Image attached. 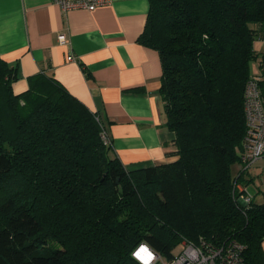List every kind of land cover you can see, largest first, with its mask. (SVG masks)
Returning <instances> with one entry per match:
<instances>
[{
    "label": "trees",
    "instance_id": "trees-1",
    "mask_svg": "<svg viewBox=\"0 0 264 264\" xmlns=\"http://www.w3.org/2000/svg\"><path fill=\"white\" fill-rule=\"evenodd\" d=\"M138 41L161 61L159 94L176 161L126 170L106 126L38 73L14 94L0 58V264H139L141 241L166 260L183 242L244 245L264 264V200L239 201L244 91L259 58L264 0H148ZM105 132L107 141L102 139Z\"/></svg>",
    "mask_w": 264,
    "mask_h": 264
},
{
    "label": "crops",
    "instance_id": "crops-1",
    "mask_svg": "<svg viewBox=\"0 0 264 264\" xmlns=\"http://www.w3.org/2000/svg\"><path fill=\"white\" fill-rule=\"evenodd\" d=\"M148 11V0H110L93 12L67 13L53 0H0V58L17 68L14 94L25 92L38 73L56 80L97 113L112 155L129 171L177 159L168 155L175 134L166 126L159 94L160 57L138 41ZM253 49L264 53V35ZM258 63L250 65L251 76L259 75ZM261 162L250 170L261 169ZM241 168L234 165L233 173Z\"/></svg>",
    "mask_w": 264,
    "mask_h": 264
},
{
    "label": "built area",
    "instance_id": "built-area-1",
    "mask_svg": "<svg viewBox=\"0 0 264 264\" xmlns=\"http://www.w3.org/2000/svg\"><path fill=\"white\" fill-rule=\"evenodd\" d=\"M62 12L88 11L93 12L99 7L110 4V0H53ZM61 43L66 42L63 36L59 37ZM258 76H251L244 91V116L246 133L243 141V154L241 163L247 171L253 168L260 160H264V101L257 85ZM102 139L107 141L106 133L101 134ZM237 189L244 193L240 195L239 201L248 204L252 197L238 185ZM182 250L173 259L166 260L158 253L153 252V257L148 253H139L140 259H135L139 264H241V254L244 245L230 242L215 246L206 240L200 239L198 243L183 242ZM139 246L133 251L136 252ZM132 253V257H133Z\"/></svg>",
    "mask_w": 264,
    "mask_h": 264
},
{
    "label": "rangeland",
    "instance_id": "rangeland-1",
    "mask_svg": "<svg viewBox=\"0 0 264 264\" xmlns=\"http://www.w3.org/2000/svg\"><path fill=\"white\" fill-rule=\"evenodd\" d=\"M264 161V160H262ZM255 167V166H254ZM261 169L250 170L252 177H254V182H249L244 189L249 193L251 197L254 198L255 202L264 200V162H261ZM182 245H179L173 250V254L177 255L181 252Z\"/></svg>",
    "mask_w": 264,
    "mask_h": 264
},
{
    "label": "clouds",
    "instance_id": "clouds-1",
    "mask_svg": "<svg viewBox=\"0 0 264 264\" xmlns=\"http://www.w3.org/2000/svg\"><path fill=\"white\" fill-rule=\"evenodd\" d=\"M139 253H148L149 257H153V252L150 250V246L147 241H141L138 250L133 253V259L139 260ZM140 264H144V262L140 261Z\"/></svg>",
    "mask_w": 264,
    "mask_h": 264
}]
</instances>
